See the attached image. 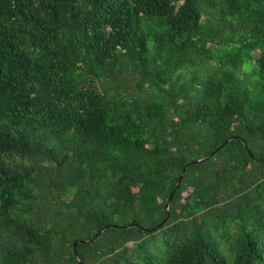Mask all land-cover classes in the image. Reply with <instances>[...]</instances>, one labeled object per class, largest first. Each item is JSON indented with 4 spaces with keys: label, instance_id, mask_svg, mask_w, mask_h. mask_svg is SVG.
I'll use <instances>...</instances> for the list:
<instances>
[{
    "label": "trees",
    "instance_id": "16d2710c",
    "mask_svg": "<svg viewBox=\"0 0 264 264\" xmlns=\"http://www.w3.org/2000/svg\"><path fill=\"white\" fill-rule=\"evenodd\" d=\"M0 264H264V0H0Z\"/></svg>",
    "mask_w": 264,
    "mask_h": 264
},
{
    "label": "water",
    "instance_id": "95a60500",
    "mask_svg": "<svg viewBox=\"0 0 264 264\" xmlns=\"http://www.w3.org/2000/svg\"><path fill=\"white\" fill-rule=\"evenodd\" d=\"M229 140H231V138H230ZM203 159H204V158H202V159H198V160H196V161H194V162H200V161H202ZM187 167H188V164H187V165L184 167V169L182 170V173H181V175H180V179L184 176V173H185ZM178 184H180V181L178 182ZM173 194H174V191L171 193L170 198H169V200H168V202H167V205H166L167 209H169V207H170V204H171V201H172ZM119 226H124V227H128V226H139V224H138V223H132V224L119 225ZM106 227H107V226H105L104 228H102V229L98 232V234L101 233Z\"/></svg>",
    "mask_w": 264,
    "mask_h": 264
}]
</instances>
